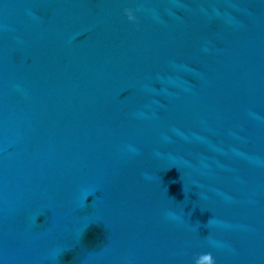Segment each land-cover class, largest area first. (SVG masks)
Returning a JSON list of instances; mask_svg holds the SVG:
<instances>
[{"label": "water", "instance_id": "obj_1", "mask_svg": "<svg viewBox=\"0 0 264 264\" xmlns=\"http://www.w3.org/2000/svg\"><path fill=\"white\" fill-rule=\"evenodd\" d=\"M0 264H264V0H0Z\"/></svg>", "mask_w": 264, "mask_h": 264}]
</instances>
